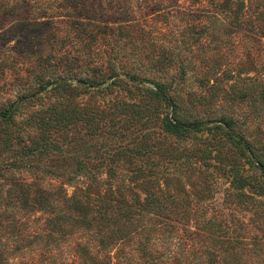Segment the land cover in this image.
Masks as SVG:
<instances>
[{
	"label": "rangeland",
	"instance_id": "374dc122",
	"mask_svg": "<svg viewBox=\"0 0 264 264\" xmlns=\"http://www.w3.org/2000/svg\"><path fill=\"white\" fill-rule=\"evenodd\" d=\"M156 83L264 161V0H0V264L254 263L264 172Z\"/></svg>",
	"mask_w": 264,
	"mask_h": 264
},
{
	"label": "trees",
	"instance_id": "16d2710c",
	"mask_svg": "<svg viewBox=\"0 0 264 264\" xmlns=\"http://www.w3.org/2000/svg\"><path fill=\"white\" fill-rule=\"evenodd\" d=\"M64 83L62 82H58V84H56V88L57 87H61L63 86ZM155 90L149 89L148 91H151V93H153L155 95V97L159 96L163 99L166 100V102H168L169 106H171L170 109V116H167L164 120L165 123V127L166 129L169 131V133L172 134H178L180 132H188V130L192 129V128H198V127H202L203 128H207L209 129L210 127L215 128L212 133L213 134H217L219 133L220 135H222L224 138L229 139L230 142H233L236 144V146H239L240 150H245L247 155H249L251 158L254 157V159H256L255 162V167L256 168H260L263 172H264V161L262 159H260L259 157L257 158L253 151L251 146L249 145L250 143L247 142L245 140V137L238 132V127L235 125H232V119H230L229 117H225V118H221L219 120H217L218 122H212L210 125L208 124V122H201L198 121L196 119H192L190 121L188 120H182L181 117L179 115H177L176 112V103L173 102L172 98L166 93L165 91V86L161 85V84H157L154 86ZM264 100V99H263ZM71 115H65L63 118V120H68ZM0 117L2 119H4V117H9L8 116V110H5L0 112ZM217 123V124H216ZM23 190L22 188L20 189V191ZM66 202L68 201H75L74 197H69L67 200L64 199ZM73 204V203H71ZM238 243V242H237ZM232 245L229 244V248H225L224 252H226V258L230 259V262H228V264H242V258L240 256V252L239 249L235 251V247L236 245H234V243H231ZM236 244V243H235ZM142 248H140V250H142V254L140 256V258L144 259V261L146 263H150L153 264V260L154 258L151 257L150 253H146V250L144 249L143 246H141ZM240 247V246H239ZM238 247V248H239ZM223 252V253H224ZM250 256L254 257L253 260V264H264V242L259 240H256L253 242V246L250 249ZM225 258V257H224ZM212 262L214 261L213 259H209ZM244 263V262H243ZM128 264V263H126ZM219 264V263H217Z\"/></svg>",
	"mask_w": 264,
	"mask_h": 264
}]
</instances>
